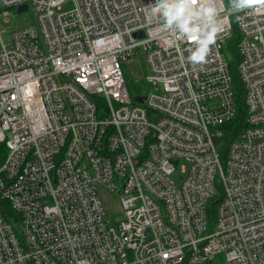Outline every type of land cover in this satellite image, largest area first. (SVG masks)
Instances as JSON below:
<instances>
[{"label":"built area","instance_id":"obj_1","mask_svg":"<svg viewBox=\"0 0 264 264\" xmlns=\"http://www.w3.org/2000/svg\"><path fill=\"white\" fill-rule=\"evenodd\" d=\"M67 1L0 0L1 17L24 4L36 16L10 44L0 31V200L23 225L0 211V264H264V8L70 0L62 11ZM214 26L207 62L193 67ZM235 26L249 128L222 159L236 115L222 49ZM140 53L153 86L143 103L123 72ZM100 187L120 198L122 221L107 219Z\"/></svg>","mask_w":264,"mask_h":264},{"label":"rangeland","instance_id":"obj_2","mask_svg":"<svg viewBox=\"0 0 264 264\" xmlns=\"http://www.w3.org/2000/svg\"><path fill=\"white\" fill-rule=\"evenodd\" d=\"M224 2L228 9L236 8V4H238L236 0H224ZM73 6V2L68 0L67 3L62 6V11H69L73 8ZM32 24H36V16L31 7H29L28 10L19 13L17 12V8L11 9L8 16H0V31L3 43H11L12 32L14 30L24 28ZM123 72L130 89L140 91L141 95L147 90H151L153 88V86L145 80V76L148 74V68L144 54L140 53L137 57H133L129 62H126L123 66ZM173 179L178 185L182 183L183 176L179 170L175 172ZM98 194L103 202L107 219L112 223L122 221L124 219V215L118 195L101 187L98 189ZM209 224L210 227L214 226L215 214L214 217L211 218ZM16 229L18 231H22L23 225L21 223L16 224ZM224 259V255L217 256L213 260V264H222Z\"/></svg>","mask_w":264,"mask_h":264},{"label":"trees","instance_id":"obj_3","mask_svg":"<svg viewBox=\"0 0 264 264\" xmlns=\"http://www.w3.org/2000/svg\"><path fill=\"white\" fill-rule=\"evenodd\" d=\"M239 40H240V35L235 26L233 28L232 36L225 42L222 49V53L228 63L229 70L232 75L234 95L236 101V115L230 122H228L222 127L224 135L222 136V138L218 140L222 159L226 155L228 145L233 140H235L244 130L249 128V125L246 122L247 107L244 99L245 90L237 71V65L240 59L239 50H238ZM128 88L133 97L141 94L140 91H135L130 89L129 85ZM218 202H219V197L217 196L210 201L207 207L209 222L211 218L214 217ZM0 211L7 222L12 223L14 225L19 223L20 218L16 214V212L12 210L10 203L8 201L0 200Z\"/></svg>","mask_w":264,"mask_h":264},{"label":"clouds","instance_id":"obj_4","mask_svg":"<svg viewBox=\"0 0 264 264\" xmlns=\"http://www.w3.org/2000/svg\"><path fill=\"white\" fill-rule=\"evenodd\" d=\"M255 7V11H260L264 8V0H239V3L236 4V8L239 9L238 12L243 11L247 8ZM185 11V5H176L172 6L168 12V15L172 19L179 18L183 15ZM207 11L211 12L212 9ZM237 12V13H238ZM184 30L188 32H197V29H190L187 27V23L184 24ZM220 31V27L214 26L211 31L207 32L206 36L200 41V47L196 52H194L190 57H188V62L193 65V67L200 65L201 67L207 62L206 58L209 55L211 48L210 46L216 43L217 33ZM198 38V37H196Z\"/></svg>","mask_w":264,"mask_h":264},{"label":"water","instance_id":"obj_5","mask_svg":"<svg viewBox=\"0 0 264 264\" xmlns=\"http://www.w3.org/2000/svg\"><path fill=\"white\" fill-rule=\"evenodd\" d=\"M27 9H28V6L26 4H24V5H21L17 8V12L19 13V12H22V11L27 10ZM134 101H136L137 103H143L144 97L135 96Z\"/></svg>","mask_w":264,"mask_h":264}]
</instances>
